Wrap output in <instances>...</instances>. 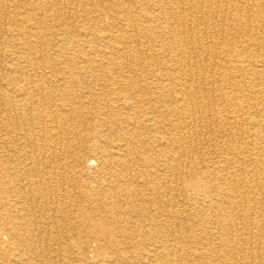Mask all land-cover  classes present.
<instances>
[{
    "label": "bare ground",
    "instance_id": "6f19581e",
    "mask_svg": "<svg viewBox=\"0 0 264 264\" xmlns=\"http://www.w3.org/2000/svg\"><path fill=\"white\" fill-rule=\"evenodd\" d=\"M0 264H264V0H0Z\"/></svg>",
    "mask_w": 264,
    "mask_h": 264
},
{
    "label": "rangeland",
    "instance_id": "374dc122",
    "mask_svg": "<svg viewBox=\"0 0 264 264\" xmlns=\"http://www.w3.org/2000/svg\"><path fill=\"white\" fill-rule=\"evenodd\" d=\"M104 21V20H103ZM107 22V19H105V23ZM204 152L202 153V156H204ZM75 249V248H74ZM76 250V249H75ZM77 251V250H76ZM78 252V251H77ZM95 252H97V246L95 243L91 242L88 245H86L84 250V255L88 257L89 259H95ZM94 256V257H92ZM63 261V260H62Z\"/></svg>",
    "mask_w": 264,
    "mask_h": 264
}]
</instances>
